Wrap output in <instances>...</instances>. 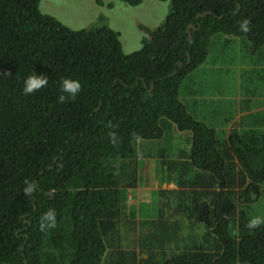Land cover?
<instances>
[{
  "label": "trees",
  "instance_id": "16d2710c",
  "mask_svg": "<svg viewBox=\"0 0 264 264\" xmlns=\"http://www.w3.org/2000/svg\"><path fill=\"white\" fill-rule=\"evenodd\" d=\"M39 1L0 0V264H107L109 246L128 234L122 220L130 211L126 191L137 185L133 153L172 131L180 161L196 171L188 182L192 208L174 207L175 218L196 233L188 238L179 220L164 219L162 204L158 220L140 224L148 245L139 249L148 258L137 262L132 252L128 264H264V225L249 229L251 218L237 212L262 193L264 108L248 116L250 129L226 139L216 120L193 113L180 95L191 78L203 87L200 73L215 72L205 64L215 35L224 36L220 49L244 39L251 61L264 60V0H170L163 25L130 54L110 27L71 30L41 13ZM243 19L250 20L246 34ZM33 71L49 82L25 96ZM65 78L79 80L82 91L62 104ZM180 161L160 164L159 188L185 189L175 176ZM25 179L38 186L33 196L23 193ZM49 209L57 226L44 232L40 218Z\"/></svg>",
  "mask_w": 264,
  "mask_h": 264
},
{
  "label": "rangeland",
  "instance_id": "374dc122",
  "mask_svg": "<svg viewBox=\"0 0 264 264\" xmlns=\"http://www.w3.org/2000/svg\"><path fill=\"white\" fill-rule=\"evenodd\" d=\"M102 1L104 5L100 4ZM108 4H110L109 7L107 6ZM39 10L43 14L56 18L71 30L81 31L106 25L119 33L122 52L124 54H130L141 48V40L144 37L148 39L149 32L163 25L170 10V0H166L165 2L163 0H143L138 6L134 7L126 5L122 0H40ZM223 37L224 36L221 34L213 37L212 42L216 45L212 47V52L207 56L205 61L206 68L215 69V72L209 73L202 71L200 76H198V80L204 84V86L202 87L189 83V88L197 94L207 95L214 91V94L223 95L225 89L228 90L232 88L231 93L238 90L240 87L238 81L241 79L240 85L242 88L240 87L239 89L241 95L243 96V94H246L247 98H253V96H255V99L263 103L264 60L257 56L251 61L252 55H248L251 51V46L247 40L244 39H238V41L233 43L230 47L220 49L217 44L221 42ZM239 48L242 50L241 54ZM210 62L216 63L212 65ZM240 63L242 64L240 65L241 67H239ZM221 81L227 82L225 86ZM208 84H210V86ZM231 102H236L238 104V101H234V99ZM214 108L216 112H220L223 116L226 114V110H228L226 109V105L221 101H218ZM210 120L212 123H215V115H213ZM213 128H215L214 125ZM223 129L222 126L216 130L218 136L221 138H224L221 134ZM171 134L178 135L179 133L178 131L166 133L163 139L158 141H141L142 143L138 145L133 153V160L137 167L136 172H138L135 180L137 185L126 191L127 196L124 206L125 209H128L129 207L126 203H133L135 206L132 208V211L136 213L138 211L136 202H139L141 208L147 210L148 214L151 216L148 220H158L156 217L158 213L157 210H162L159 209L162 206L160 201L167 200V203L164 202L163 210L161 211L164 219L175 218L174 207H183L182 209L184 210L192 208L191 195L189 194L191 190L189 189L188 182L192 181V178L195 177L196 171L188 161H180V155H178L176 151V146L170 141ZM186 134L191 136L190 133ZM165 161H167V163L172 161L183 162H179V167L175 170V176L179 177V180L185 181L186 187L184 186L185 189H179L181 190L180 195L175 191L172 194L168 193L170 196L154 197L152 194L153 190L161 189L157 186V183H159L160 175L161 177L164 175V173L160 171V164ZM182 165H185L186 168H180ZM146 178H148V180ZM168 187L170 186L165 185L163 188L165 189ZM260 188L262 193L259 199L252 204H241L237 212L241 211L250 218L254 216L264 217V183L260 184ZM129 190L134 191L130 192ZM163 192H168V190ZM128 195L135 200L130 202L128 200ZM169 200L171 203L170 206L168 205ZM127 212L126 210V214ZM133 215L134 214L130 213L129 216L132 222ZM177 220L181 223L180 232L185 230L187 235L188 233L191 234L187 236L188 238L192 237V235L194 236L196 232L190 229L192 227L186 221ZM192 220L193 223H195L198 221V218L194 217ZM130 227H132V225H129L127 230H129ZM204 227L205 225H202V236L205 229ZM134 230L135 232H130L128 234L123 233L120 235L122 237L120 244L117 241H113L109 248L119 247L122 250H130L133 248H142V246L145 245L147 246L148 242L146 240L140 241V226L138 227L135 225ZM139 230L140 234H138ZM144 233H147L145 229ZM152 233L159 235L158 232L154 233L153 230ZM112 258L117 264L129 263V259L126 255L114 253L112 254ZM147 258L148 255H145V259Z\"/></svg>",
  "mask_w": 264,
  "mask_h": 264
},
{
  "label": "crops",
  "instance_id": "0c3cea01",
  "mask_svg": "<svg viewBox=\"0 0 264 264\" xmlns=\"http://www.w3.org/2000/svg\"><path fill=\"white\" fill-rule=\"evenodd\" d=\"M163 1L165 2L166 0H163ZM240 65H242V64H239V67H241ZM194 81H196V80L191 78L188 81V85H189V83H191L192 85H197ZM238 84L241 87V85H240L241 79L238 81ZM240 87H239V89H240ZM239 89L234 91L233 93H231V89L228 90L227 92H225L226 90H224L223 95L214 94L213 93L214 91H212V93L204 95V94H197L193 90H191L189 88V86H185L183 88L182 94H180V95H182L181 98H182L183 102L186 104V106H188L189 108H193V111H192L193 113L201 115L207 120L208 119L210 120V118H212L213 115H215V120H216L215 128L217 130L223 126L224 129L222 131H223L224 137L227 139L228 134L232 130L250 129L253 122L251 121V118H249L248 116L250 114L255 113L257 111H260L264 108V100H263V103H260L258 101V99H255V96H253V98L252 97L247 98L246 94H243V96H242L241 93L239 92ZM242 98H244V99H242ZM233 99H234V101H238V104L236 102H231V101H233ZM218 101H221L224 105H226V109H228V110H226V114L224 116L220 112H216V109L214 108ZM232 106H234V107H232ZM217 119H220L219 123L217 122ZM185 137H186V135H185ZM164 186H165V184L161 187V190L171 191V190L176 189V187L174 185H171V184L166 185V186H170V187L165 188V189L163 188ZM137 188H140V187H137ZM133 191L134 190H132L130 192H133ZM168 193L169 192H163L161 196H167V195L170 196ZM128 200L130 202H133V200H135V199L131 198L128 195ZM164 202L167 203V200L160 201V204L162 203L164 205ZM126 204L128 205L130 211L127 212V217L125 220H122V222L125 223L126 230H127V227L129 225H132V227H130V229L128 230L127 233L135 232V230H134L135 225L139 227L141 222L150 221L148 219H150L151 216L148 214L147 210L145 211L141 208L139 202H136L137 207H138V211L136 213H135V211H132V208H134V206H135L133 203L132 204L126 203ZM168 205L169 206L171 205L170 200L168 201ZM130 213L134 214L133 215V222L130 221V219H129ZM170 219H172V218H170ZM142 228L146 230L145 227H142ZM121 231H125V229L122 228ZM146 232H148V231L146 230ZM138 234H140V230L138 231ZM123 251L126 252V254H124ZM132 252L135 254L134 255L135 261L139 262L140 259L146 260L145 255H147L148 252L142 253V251L139 248H137V249L133 248L130 250H122L119 247H110L108 249V253H111V257H110L109 261L107 262V264H117L115 262V260L112 258V254H114V253L126 255L129 259V258L133 257V254H131ZM148 264H155V259L149 261Z\"/></svg>",
  "mask_w": 264,
  "mask_h": 264
},
{
  "label": "clouds",
  "instance_id": "9594fccd",
  "mask_svg": "<svg viewBox=\"0 0 264 264\" xmlns=\"http://www.w3.org/2000/svg\"><path fill=\"white\" fill-rule=\"evenodd\" d=\"M240 31L243 33H248L251 31L250 28V20L243 19L239 22ZM48 78L45 75H37L34 71L30 74L24 81L23 94L25 96L32 95L42 88L47 87ZM60 90L62 93L58 97L59 103H67L69 99L75 100L77 95L82 91V84L79 80L65 78L61 80ZM113 138H115V133L111 134ZM139 139V137H137ZM25 187L23 188V193L26 196H33L37 191V184L32 181L25 179L24 181ZM264 225V217L262 216H254L252 217L247 227L249 229H257ZM57 226V218L56 212L53 209H49L46 213H44L40 218V229L41 231L47 232L48 229H54ZM235 234V233H234Z\"/></svg>",
  "mask_w": 264,
  "mask_h": 264
},
{
  "label": "water",
  "instance_id": "95a60500",
  "mask_svg": "<svg viewBox=\"0 0 264 264\" xmlns=\"http://www.w3.org/2000/svg\"><path fill=\"white\" fill-rule=\"evenodd\" d=\"M188 28H191V26H189ZM188 59H189V57H188ZM188 63H189V60H188Z\"/></svg>",
  "mask_w": 264,
  "mask_h": 264
}]
</instances>
